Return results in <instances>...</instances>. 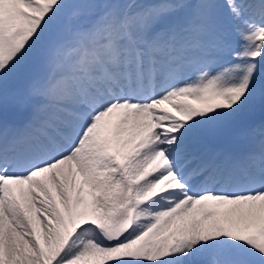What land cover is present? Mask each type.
<instances>
[{"label": "snow or ice", "instance_id": "1", "mask_svg": "<svg viewBox=\"0 0 264 264\" xmlns=\"http://www.w3.org/2000/svg\"><path fill=\"white\" fill-rule=\"evenodd\" d=\"M0 264H264V0H0Z\"/></svg>", "mask_w": 264, "mask_h": 264}]
</instances>
